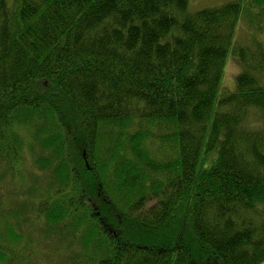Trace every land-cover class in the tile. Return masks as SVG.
Listing matches in <instances>:
<instances>
[{"label":"trees","instance_id":"obj_1","mask_svg":"<svg viewBox=\"0 0 264 264\" xmlns=\"http://www.w3.org/2000/svg\"><path fill=\"white\" fill-rule=\"evenodd\" d=\"M188 5L0 0V264H264V0Z\"/></svg>","mask_w":264,"mask_h":264},{"label":"rangeland","instance_id":"obj_2","mask_svg":"<svg viewBox=\"0 0 264 264\" xmlns=\"http://www.w3.org/2000/svg\"><path fill=\"white\" fill-rule=\"evenodd\" d=\"M189 1V5H188V11L192 12V11H199L202 8H211V7H216V6H221L222 4L230 1V0H188ZM224 67H223V72H222V78H221V82L219 84V90L217 93V96H223L226 93H231L233 92V90L235 89V78H236V74H238L241 71V67L240 64H238L237 60L234 59L232 56H228L225 59L224 62ZM247 118H248V124L253 125L255 127H259V125L261 124L262 121V117L259 115V113H257L256 111H249V113L247 114ZM74 129L72 132V141L74 144V147H76V149H81V151H83L84 147H81V141H80V136H78V128L79 125H77V121L74 122ZM210 157H207L204 161L202 159L199 160V167H207V165L210 164ZM12 176H10L8 179H12ZM90 184L86 183L85 184V190L86 188H89ZM88 198V197H87ZM102 198V200H101ZM101 198H98V200H96L95 202L98 204H102L103 202L106 205V200L104 199L103 196H101ZM89 201H91L90 199H88Z\"/></svg>","mask_w":264,"mask_h":264}]
</instances>
